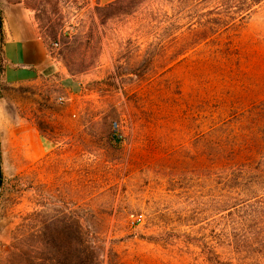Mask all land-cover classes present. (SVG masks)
I'll list each match as a JSON object with an SVG mask.
<instances>
[{
  "label": "rangeland",
  "instance_id": "1",
  "mask_svg": "<svg viewBox=\"0 0 264 264\" xmlns=\"http://www.w3.org/2000/svg\"><path fill=\"white\" fill-rule=\"evenodd\" d=\"M223 2L111 15L98 0H0L3 26L38 34L84 82L62 144L3 171L0 264H30L37 235L69 218L105 264H251L229 253L234 235L264 257V205L228 213L211 197L216 142L264 101V0Z\"/></svg>",
  "mask_w": 264,
  "mask_h": 264
},
{
  "label": "trees",
  "instance_id": "2",
  "mask_svg": "<svg viewBox=\"0 0 264 264\" xmlns=\"http://www.w3.org/2000/svg\"><path fill=\"white\" fill-rule=\"evenodd\" d=\"M98 1L99 5L103 4L98 7L109 9L112 15L130 14L149 0ZM186 1L170 0V3L175 7ZM249 1L260 3L262 0ZM223 3L227 5L226 0ZM4 40L3 19L0 16V78L4 72ZM234 119L235 124L227 125L226 135L216 142L218 149L215 148L211 154V197L226 207L228 213L242 204L264 205V101L238 113ZM61 223L65 231L37 235L39 246H33L35 254L28 256L30 264H105L104 247L98 236L83 232L81 222L73 218ZM255 242L258 254L264 247V239ZM226 244L229 253L236 254L238 259L262 264L260 260L264 257L255 255L254 249L248 246L249 241L241 242L234 235Z\"/></svg>",
  "mask_w": 264,
  "mask_h": 264
},
{
  "label": "crops",
  "instance_id": "3",
  "mask_svg": "<svg viewBox=\"0 0 264 264\" xmlns=\"http://www.w3.org/2000/svg\"><path fill=\"white\" fill-rule=\"evenodd\" d=\"M4 34L0 79L3 171L36 161L62 144L84 86L35 32L26 34L4 25Z\"/></svg>",
  "mask_w": 264,
  "mask_h": 264
},
{
  "label": "water",
  "instance_id": "4",
  "mask_svg": "<svg viewBox=\"0 0 264 264\" xmlns=\"http://www.w3.org/2000/svg\"><path fill=\"white\" fill-rule=\"evenodd\" d=\"M2 189H3V160H2V152L0 146V201L2 196Z\"/></svg>",
  "mask_w": 264,
  "mask_h": 264
},
{
  "label": "built area",
  "instance_id": "5",
  "mask_svg": "<svg viewBox=\"0 0 264 264\" xmlns=\"http://www.w3.org/2000/svg\"><path fill=\"white\" fill-rule=\"evenodd\" d=\"M114 128L116 129L115 132V138L119 141H122L124 139V135L120 132V126L118 123H114Z\"/></svg>",
  "mask_w": 264,
  "mask_h": 264
}]
</instances>
